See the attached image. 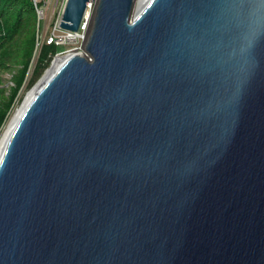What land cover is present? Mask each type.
Listing matches in <instances>:
<instances>
[{
  "label": "water",
  "instance_id": "water-1",
  "mask_svg": "<svg viewBox=\"0 0 264 264\" xmlns=\"http://www.w3.org/2000/svg\"><path fill=\"white\" fill-rule=\"evenodd\" d=\"M133 5L98 0L12 127L0 264H264V0Z\"/></svg>",
  "mask_w": 264,
  "mask_h": 264
},
{
  "label": "trees",
  "instance_id": "trees-1",
  "mask_svg": "<svg viewBox=\"0 0 264 264\" xmlns=\"http://www.w3.org/2000/svg\"><path fill=\"white\" fill-rule=\"evenodd\" d=\"M40 24L32 0H0V130L38 53ZM56 55L57 45L43 43L31 86ZM5 75H11L9 87Z\"/></svg>",
  "mask_w": 264,
  "mask_h": 264
},
{
  "label": "rangeland",
  "instance_id": "rangeland-1",
  "mask_svg": "<svg viewBox=\"0 0 264 264\" xmlns=\"http://www.w3.org/2000/svg\"><path fill=\"white\" fill-rule=\"evenodd\" d=\"M66 0H52L50 5L47 7L45 12V17L40 20V44L38 55L40 56L41 48L44 42L49 41L51 37H56L58 39L57 43V55L51 60L49 65L43 71L42 76L31 86L33 79V74L38 63V59L33 61L30 73L27 76V79L21 88L17 99L11 109L5 124L0 130V143L4 140L5 135L7 134L10 124L18 113L22 109L24 103H26L29 95L38 87L40 81L44 78L45 74L51 70L53 63L56 62L57 58L67 57L68 55L75 53H86L85 52V37L86 31L89 28L90 22L93 20L95 5L91 8L90 12V22L86 26V31H81L77 35H81L79 38H73L76 34L68 33L67 31L60 30V21L62 18V12L65 7ZM134 12V11H133ZM133 15V14H132ZM73 38V39H72ZM86 55V54H85ZM5 87L11 86V75L4 76Z\"/></svg>",
  "mask_w": 264,
  "mask_h": 264
},
{
  "label": "bare ground",
  "instance_id": "bare-ground-1",
  "mask_svg": "<svg viewBox=\"0 0 264 264\" xmlns=\"http://www.w3.org/2000/svg\"><path fill=\"white\" fill-rule=\"evenodd\" d=\"M149 0H134V5H133V9H132V13L134 15L135 12H138L139 10L142 9V7H144V5L148 2ZM98 4V0H94V2L92 3V6L91 8L95 5ZM91 8L88 10V17H89V21H88V24L90 22V12H91ZM134 11V12H133ZM94 14H95V10H94ZM93 18H94V15H93ZM81 32V31H80ZM68 33H72V34H76L73 38H79L81 37V35H77L79 33H75V32H68ZM72 38V39H73ZM86 52V51H85ZM84 56L87 55V53H82ZM73 55V54H72ZM88 56V55H87ZM39 57L38 53L36 54V57H35V60H37ZM66 57H62V58H57L56 59V62L53 64L51 70L47 73V75L45 76L44 80L38 85V87L29 95V97L27 98V101L26 103L24 104V106L22 107L21 110L18 111V113L15 115V117L13 118L11 124H10V127H9V130L7 132V134L5 135L4 137V140L1 141L0 143V156H1V153H2V150L4 148V145H5V142L8 138V135L10 134L11 130H12V127L14 126V124L16 123L17 119L19 118L21 112L23 111L25 105L29 102V100L34 96V94L38 91L40 85L52 74V72L55 70L56 67H58L62 62L63 60L65 59Z\"/></svg>",
  "mask_w": 264,
  "mask_h": 264
},
{
  "label": "built area",
  "instance_id": "built-area-1",
  "mask_svg": "<svg viewBox=\"0 0 264 264\" xmlns=\"http://www.w3.org/2000/svg\"><path fill=\"white\" fill-rule=\"evenodd\" d=\"M52 0H32L33 2V5L36 9V12H37V15H38V19L39 21L45 17V12H46V9L47 7L50 5ZM67 1V0H66ZM64 10V9H63ZM63 14V12H62ZM81 31H86V27H84ZM48 45H52V44H55L57 45L58 43V39L56 37H51L49 39V41H46L44 42ZM37 54V53H36ZM36 57V56H35Z\"/></svg>",
  "mask_w": 264,
  "mask_h": 264
}]
</instances>
